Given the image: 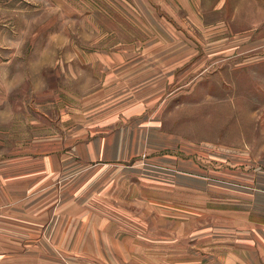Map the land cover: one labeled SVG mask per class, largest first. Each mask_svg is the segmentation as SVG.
Returning <instances> with one entry per match:
<instances>
[{
	"label": "rangeland",
	"instance_id": "374dc122",
	"mask_svg": "<svg viewBox=\"0 0 264 264\" xmlns=\"http://www.w3.org/2000/svg\"><path fill=\"white\" fill-rule=\"evenodd\" d=\"M146 1L153 7L134 0H0V166L2 159L33 151L49 132L60 137L73 130L80 137L129 106L145 125L154 122L180 136L187 157L199 149L200 167L187 166L180 183L204 188L210 181L218 189L241 181L236 166L264 160V0ZM153 24L170 28L157 31ZM148 169L149 179L137 182L153 183L160 196L164 172ZM213 191L202 190L203 221L212 216L208 201L225 195ZM184 193L192 215L194 193ZM3 246L12 248L13 241L0 240Z\"/></svg>",
	"mask_w": 264,
	"mask_h": 264
},
{
	"label": "crops",
	"instance_id": "0c3cea01",
	"mask_svg": "<svg viewBox=\"0 0 264 264\" xmlns=\"http://www.w3.org/2000/svg\"><path fill=\"white\" fill-rule=\"evenodd\" d=\"M153 25L157 31L170 28ZM132 60L133 55L131 68ZM136 112L129 106L105 116L80 137L73 130L59 137L54 130L37 139L33 151L1 160L0 224L8 225L0 227V240L13 246L0 247V264H89L84 262L92 255H108L113 264H125L127 257L129 264H264V160L236 166L241 181L218 189L210 181L204 188L180 183L187 166L200 167L199 149L187 157L180 136L154 122L145 125ZM45 120L51 127V119ZM149 167L164 172L160 196L153 183L137 182L149 179ZM143 187L145 196L139 195ZM187 190L194 193L192 215L186 212ZM202 190L225 193L208 201L209 221L201 217ZM139 207L146 208L145 215L137 214ZM124 208L132 210L123 215ZM134 224L145 229L134 232Z\"/></svg>",
	"mask_w": 264,
	"mask_h": 264
}]
</instances>
